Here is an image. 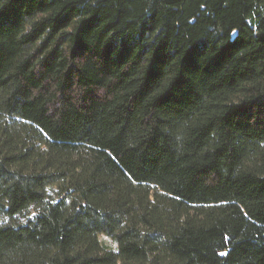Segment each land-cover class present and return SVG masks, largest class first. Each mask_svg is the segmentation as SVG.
<instances>
[{"label": "trees", "instance_id": "obj_1", "mask_svg": "<svg viewBox=\"0 0 264 264\" xmlns=\"http://www.w3.org/2000/svg\"><path fill=\"white\" fill-rule=\"evenodd\" d=\"M0 264H264V0H0Z\"/></svg>", "mask_w": 264, "mask_h": 264}]
</instances>
